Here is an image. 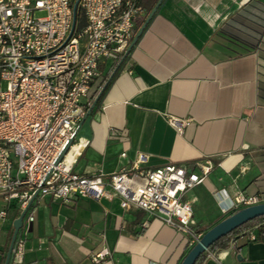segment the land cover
<instances>
[{"label":"crops","instance_id":"1","mask_svg":"<svg viewBox=\"0 0 264 264\" xmlns=\"http://www.w3.org/2000/svg\"><path fill=\"white\" fill-rule=\"evenodd\" d=\"M243 9L252 12L253 24H264V0H163L82 121L76 141L87 144L73 170L118 172L143 152L145 168L174 163L200 173L198 164L210 159L203 181L182 195L202 233L230 213L216 192L264 201V30L251 31V48L217 33ZM146 16L135 20L134 35ZM116 65L100 60L85 107L98 78ZM166 115L190 122L178 133ZM19 213L11 203L0 221V264ZM23 228L22 260L8 264H180L190 249L181 232L141 209H122L117 196L42 198ZM238 246L209 249L219 257L204 252L197 264H264V232L255 240L242 237ZM102 251L107 254L94 262Z\"/></svg>","mask_w":264,"mask_h":264},{"label":"built area","instance_id":"2","mask_svg":"<svg viewBox=\"0 0 264 264\" xmlns=\"http://www.w3.org/2000/svg\"><path fill=\"white\" fill-rule=\"evenodd\" d=\"M73 2L0 0V221L11 203L19 212L25 209L10 259L21 262L23 227L34 220L35 204L45 197L65 202L76 196H117L122 209H141L181 232L190 248L202 232L194 228L192 203L182 195L203 181L210 159L198 164L200 173L174 163L145 168L148 155L143 152L118 172L73 170L76 154L87 144L76 141L75 131L86 114L82 101L99 75L98 64L104 58L118 63L134 36L135 20L146 13L138 0H79L75 11ZM37 11L44 16H36ZM165 118L178 133L190 122ZM216 194L225 213L261 202L258 194L238 192L229 198L223 189ZM254 227L231 234L226 247L238 250L244 236L255 240ZM204 252L219 257L208 248ZM105 254H96L93 261Z\"/></svg>","mask_w":264,"mask_h":264},{"label":"water","instance_id":"3","mask_svg":"<svg viewBox=\"0 0 264 264\" xmlns=\"http://www.w3.org/2000/svg\"><path fill=\"white\" fill-rule=\"evenodd\" d=\"M79 0H74L73 2V10L75 11L77 7V3ZM163 0H157L153 8L150 10V12L147 14L144 23L141 25V27L138 29L136 34L133 36L131 42L127 46L126 50L124 51L121 59L118 61L117 65L113 68L111 73L108 75L107 79L105 82L102 84V86L99 88L97 91L96 95L94 96L93 100L91 101L89 107L87 108L85 116L82 118V120L79 122L77 129L75 131V134L77 133L82 121L85 119V117L90 113L92 108L95 106L96 102L100 98L105 86L107 83L110 81L111 77L113 74L116 72L120 64L123 62L125 57L128 55L129 51L135 44L137 38L145 28V26L148 24L152 16L156 13L157 9L159 6L162 4ZM72 139H69L60 154L58 155L56 162H58L63 154L66 153ZM25 214V209L22 210L18 217H16L13 222H12V232L10 235V239L8 242V246L5 252V256L3 259L2 264H8L9 259H10V251L11 247L13 245V241L15 238V235L17 233L18 228L22 225V219ZM264 215V201H261L256 204L248 205L245 207H242L231 214L227 215L217 223H215L213 226L208 228L206 231H204L199 238V240L192 246L190 249L187 251V253L184 255L182 258L180 264H194L195 261L197 260L198 256L203 253L214 241H216L218 238L224 236L225 234L229 233L233 229L239 227L240 225L246 223L247 221L254 219L258 216Z\"/></svg>","mask_w":264,"mask_h":264},{"label":"trees","instance_id":"4","mask_svg":"<svg viewBox=\"0 0 264 264\" xmlns=\"http://www.w3.org/2000/svg\"><path fill=\"white\" fill-rule=\"evenodd\" d=\"M156 2H157V0H138V4L145 8L146 15L150 12V10L153 8V6L155 5ZM251 16H252V12H250L249 9H243L242 12L234 14L231 17V19L227 23H225L222 28H220L218 30V32H217L218 35L229 38V40L231 42L237 43L241 47L251 48V31L255 30L256 32L257 31L262 32V30H264V24H260L259 26L256 24H253V20H252ZM126 57H125V59H126ZM121 65H122V63H121ZM121 65L116 70V72L113 74L112 78L110 79V81L105 86L103 92L105 91V89L107 88V86L109 85V83L111 82L113 77L117 74V72L121 68ZM107 76H108L107 74H104L98 78L96 86L90 95L91 101H92L93 97L96 95L99 88L102 86V84L107 79ZM103 92H102V94H103ZM102 94H101V96H102ZM101 96H100V98H101ZM100 98L98 99L97 103L99 102ZM86 107L88 108L89 105H86ZM236 210H238V209H236ZM236 210H233L232 212H234ZM232 212H230L229 214H231ZM254 225H257L258 233L255 235H256V239H259L260 233L264 232V215L258 216L254 219H251V220L247 221L246 223L240 225L239 227L233 229L229 233L225 234L224 236L218 238L216 241H214L208 247V249L214 250L216 248L226 246L228 239H229L231 234H233L236 231L241 230L243 228L252 227ZM203 256H204V252L198 256V258L194 264H197L198 261L203 258Z\"/></svg>","mask_w":264,"mask_h":264},{"label":"rangeland","instance_id":"5","mask_svg":"<svg viewBox=\"0 0 264 264\" xmlns=\"http://www.w3.org/2000/svg\"><path fill=\"white\" fill-rule=\"evenodd\" d=\"M44 14H45L44 11H37V12L35 13V15L38 16V17H42V16H44Z\"/></svg>","mask_w":264,"mask_h":264},{"label":"bare ground","instance_id":"6","mask_svg":"<svg viewBox=\"0 0 264 264\" xmlns=\"http://www.w3.org/2000/svg\"><path fill=\"white\" fill-rule=\"evenodd\" d=\"M72 158H73V156H72L71 153L67 154L66 159H67L68 161H70Z\"/></svg>","mask_w":264,"mask_h":264}]
</instances>
